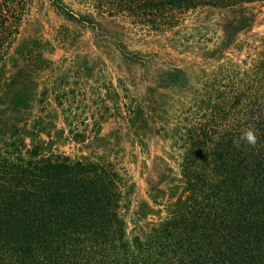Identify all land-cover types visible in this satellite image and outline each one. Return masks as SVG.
<instances>
[{"label":"trees","instance_id":"1","mask_svg":"<svg viewBox=\"0 0 264 264\" xmlns=\"http://www.w3.org/2000/svg\"><path fill=\"white\" fill-rule=\"evenodd\" d=\"M51 2L67 20L116 18L150 33L217 11L223 33L211 48L199 44L203 60L194 71L177 67L175 123L158 125L139 107L120 113L132 143L142 145L147 133L170 142L147 179L148 200H139L104 144L101 154L59 152L46 132L51 124L29 126V113L22 117L27 93L9 98L0 120V264H264V32H252L264 0H79L78 13ZM32 6L0 0V81L8 62L11 76H31L19 61L30 55L20 36ZM228 50L244 55L226 57ZM248 129L257 144L237 147Z\"/></svg>","mask_w":264,"mask_h":264},{"label":"rangeland","instance_id":"2","mask_svg":"<svg viewBox=\"0 0 264 264\" xmlns=\"http://www.w3.org/2000/svg\"><path fill=\"white\" fill-rule=\"evenodd\" d=\"M62 2L72 13L84 11L79 0ZM255 8L261 9L260 4ZM263 17L264 13L253 22L252 32H264ZM223 23L224 14L204 10L189 14L178 27L150 33L116 18L95 17L92 24L67 20L51 0H33L20 36L27 40L30 55L19 61L20 67L31 69V76L20 72L11 76L12 64H6L7 73L0 81L4 101L0 120L2 110L12 108L9 98L19 91L27 93L26 107L20 105L27 111L23 118L29 113L27 125L51 124L46 132L54 148L71 156L92 149L101 154L104 144L110 159H116L134 184L139 200H148L147 179L156 177L158 158L166 159L172 151L170 142L147 133L142 145L132 143L133 136L121 128L120 113L139 107L158 125L175 123L178 92L171 83L177 84V67L187 65L194 71L203 60L199 44L211 48L218 43ZM242 39L239 33L235 43ZM225 55L238 56L230 50ZM9 117L18 120L15 114ZM5 129L0 125V131ZM46 132L41 131V138L49 139ZM77 132L83 134L82 142L73 140ZM30 134L28 130L26 143Z\"/></svg>","mask_w":264,"mask_h":264},{"label":"clouds","instance_id":"3","mask_svg":"<svg viewBox=\"0 0 264 264\" xmlns=\"http://www.w3.org/2000/svg\"><path fill=\"white\" fill-rule=\"evenodd\" d=\"M258 142V137L254 130L248 129L242 132L237 140L234 141L237 147L241 146V143H245L249 146L254 147Z\"/></svg>","mask_w":264,"mask_h":264}]
</instances>
